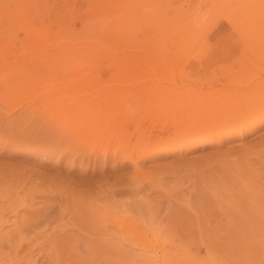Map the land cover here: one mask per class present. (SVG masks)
<instances>
[{
    "label": "rangeland",
    "instance_id": "obj_1",
    "mask_svg": "<svg viewBox=\"0 0 264 264\" xmlns=\"http://www.w3.org/2000/svg\"><path fill=\"white\" fill-rule=\"evenodd\" d=\"M0 71V264H264V0H0Z\"/></svg>",
    "mask_w": 264,
    "mask_h": 264
},
{
    "label": "bare ground",
    "instance_id": "obj_2",
    "mask_svg": "<svg viewBox=\"0 0 264 264\" xmlns=\"http://www.w3.org/2000/svg\"><path fill=\"white\" fill-rule=\"evenodd\" d=\"M31 3V2H30ZM37 7H38V9H40L39 8V5H38V3H37ZM40 12V11H39ZM101 11H99V13H100ZM17 13V12H16ZM13 14V13H12ZM40 14H41V12H40ZM101 16L102 15H100V18L99 19H102L101 18ZM96 18H97V16H96ZM94 22H95V20H94ZM99 23V22H98ZM101 23V22H100ZM92 24H93V22H92ZM97 24V23H96ZM100 25H102V24H99V26ZM33 27V26H32ZM90 27V26H89ZM101 27V26H100ZM102 28V27H101ZM36 31V30H35ZM87 31H88V29H87ZM101 31V30H100ZM102 32V31H101ZM100 32V33H101ZM99 33V34H100ZM87 34H89V33H87ZM91 34V33H90ZM99 34H98V36L96 37V38H99V40H101L102 39V37H99ZM87 36V35H86ZM92 35H90V36H87V39H88V37H91ZM96 36V35H95ZM101 36V35H100ZM93 37V36H92ZM86 39V40H87ZM90 39V38H89ZM88 39V40H89ZM95 39V38H94ZM93 38H92V41L94 42H99V40L98 39H95L94 40ZM84 40V39H83ZM83 41V42H85V45H86V43H87V41ZM89 42V44H90V42L91 41H88ZM92 42V43H93ZM96 42V44H98ZM92 43H91V45L89 46V47H91L92 46ZM88 44V43H87ZM102 44V42L101 43H99L98 45H100V46H98V47H101L102 45H104V41H103V44ZM82 45V44H81ZM95 45V44H94ZM49 46V45H48ZM96 46V45H95ZM89 47L87 46V48L89 49ZM97 47V49H99ZM91 48H94V46L93 47H91ZM91 48H90V53L92 52L91 51ZM103 48H105L104 50H102V52H109V53H111V54H115V53H117L118 51H120V48H118V47H116V48H114V47H112L111 45H109L108 43H105V46H103ZM102 48V49H103ZM74 49H76V48H74ZM71 50V49H70ZM77 50H79V48H77ZM81 50V49H80ZM93 50V49H92ZM100 50V49H99ZM132 52H134V51H132ZM60 53V52H59ZM64 53V52H63ZM69 53V55L68 56H71V55H73V54H71L70 55V53H71V51H69L68 52ZM98 53V52H97ZM76 55H78V54H76ZM68 58H70V57H68ZM84 59H87V60H90V58L89 57H83V60ZM69 60H72L73 62H74V64H71L72 62H69L75 69L76 68H80L81 66H82V64H81V58L79 57H77V56H74V57H71ZM96 60H102V53H100L99 52V54H98V56H97V58H96ZM102 62V61H101ZM122 62V61H121ZM68 63V64H69ZM118 64V63H117ZM126 64V62L125 63H123V65H125ZM135 64V63H134ZM133 64V65H134ZM88 65V64H87ZM90 65V64H89ZM88 65V66H89ZM123 65L121 64V67L122 68H125V66L123 67ZM132 65V66H133ZM72 66H71V68H72ZM92 66H96L95 64H93ZM119 66H120V63H119ZM128 66V65H127ZM131 66V65H130ZM69 67V66H68ZM120 67V68H121ZM129 67V66H128ZM127 68V67H126ZM125 68V69H126ZM71 70V69H70ZM127 71H130V69H126ZM119 71V70H118ZM120 71H122V69L120 70ZM120 71H119V73H120ZM14 78V77H13ZM12 79V77L8 74V72H3V71H0V84H4V86L6 87V88H11V90L13 91V89L15 88V86H17V84H13L14 82L13 81H11L10 82V80ZM255 86V85H254ZM261 86V85H260ZM257 87V86H256ZM255 87V89H250V91H246V93L243 95L242 94V96H244V97H242L243 98V100H244V102L243 103H241V106L240 107H243V108H246V110L248 111V112H253V114L254 113H262V112H264V103H260V105H258V101H257V97L255 98L254 97V95L255 94H257V92H259L260 91V88L262 87H257L256 88ZM249 90V89H248ZM3 91H5V89L3 88ZM98 92H100V91H98ZM100 94V93H99ZM50 95H52V94H50ZM96 95H98V93H96L95 94V96ZM101 95H102V92H101ZM237 96V95H236ZM259 96H262V95H259ZM54 97H57V94H55L54 95ZM102 97H100V99H101ZM133 98H135V97H133ZM234 98V97H233ZM90 99V98H89ZM137 99V98H136ZM224 99V98H223ZM258 99H260V98H258ZM88 100V99H87ZM107 100V99H106ZM135 100V99H134ZM218 100V98H216V102H218L217 101ZM261 100V99H260ZM93 101V100H92ZM235 101H236V99H235ZM87 102V101H86ZM89 102H90V100H89ZM88 102V103H89ZM115 102V101H114ZM226 102V101H225ZM235 103V102H234ZM202 104H203V102H202ZM227 104L228 105H230V106H232V103H231V101L228 99V102H227ZM92 105H93V103H92ZM98 105H99V103H98ZM108 105V104H107ZM107 105H99V106H97L96 108H94L93 106H92V110L90 111V112H86L85 114H84V117L88 120V121H90V122H96V121H98L97 123L99 124V122H100V120H102V111L104 110L103 108H102V106H107ZM109 105H113V103L112 104H110L109 103ZM235 105V104H234ZM237 106H238V104H236ZM235 105V107L233 108V111H230L231 113L228 115V116H225V117H223V118H219V117H217L218 115L217 114H215V115H213V117H211L209 114V118H204L202 121V123H198V125H194V127L192 128V129H190V130H192V131H194V130H196L197 128H199V129H201V131H203V130H210V131H212V130H215V128H217V126L220 124V121H224V119L225 120H227L226 122L227 123H225L224 122V126H225V124L226 125H232V124H234L235 122V119H237V106ZM245 105V106H244ZM87 106V105H86ZM91 109V108H90ZM173 111H174V109H172ZM213 111V110H212ZM214 112V111H213ZM207 113V112H206ZM203 116H205L204 115V113H203ZM229 116H231V117H229ZM234 122V123H233ZM223 126V127H224ZM146 126H143V128H140V129H143V130H139V133L137 134V133H133L132 135H133V137H135L136 135H138L139 136V138H140V141H135V140H137V139H135V140H129L128 141V145H129V142H132L134 145H135V147H138L140 144H143V143H145V144H147L146 142H148L149 140H147L148 138H149V136H151V134L152 133H155V135L156 136H158V135H160V136H158L157 137V139L154 141V143L153 144H151L150 145V147L152 146V145H154V144H156L153 148H155L156 146H157V144H160L159 143V141H160V139H162L164 136H166V137H168L169 136V134L168 133H165L164 132V128H158V129H155V130H153V129H149V127H148V129H146L145 128ZM134 130H137V129H134ZM145 131V132H144ZM215 131H218V129H216ZM145 133V134H143V133ZM161 133H164V135H162ZM142 134V135H141ZM216 134V133H215ZM154 136V135H153ZM131 138H133L132 136H130ZM137 137V136H136ZM173 138V137H172ZM168 139V138H167ZM166 139V140H167ZM151 140V139H150ZM132 143H130V144H132ZM162 143H163V141H161V145H162ZM160 145V146H161ZM158 147H159V145H158ZM157 147V148H158ZM162 147V146H161ZM139 148H142V146L140 147L139 146ZM146 148V147H145ZM144 148V149H145ZM160 148V147H159ZM143 149V148H142ZM150 149V152L152 151L151 150V148H149ZM156 150V148L153 150V151H155ZM158 150V149H157ZM153 151H152V153H153ZM144 152L145 153H147L148 154V150H147V148H146V150H144Z\"/></svg>",
    "mask_w": 264,
    "mask_h": 264
}]
</instances>
